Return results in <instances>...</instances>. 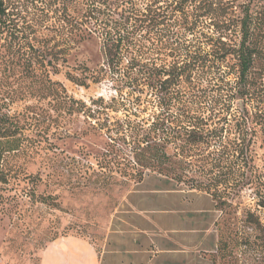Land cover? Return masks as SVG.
Instances as JSON below:
<instances>
[{"label": "trees", "instance_id": "16d2710c", "mask_svg": "<svg viewBox=\"0 0 264 264\" xmlns=\"http://www.w3.org/2000/svg\"><path fill=\"white\" fill-rule=\"evenodd\" d=\"M76 2L74 15L45 25L49 1L31 10L24 0H0V183L18 170L9 160L31 153L47 132L37 105L22 112L11 106L51 99L56 110L67 105V113L80 112L85 104L51 73L59 72L75 44L91 37L101 42L104 72L121 81V91L158 98L161 112L138 145L143 165L211 191L225 155L247 163L256 128L264 129V31H250L249 15L238 45L230 0ZM237 175L239 185L252 181L239 164Z\"/></svg>", "mask_w": 264, "mask_h": 264}, {"label": "rangeland", "instance_id": "374dc122", "mask_svg": "<svg viewBox=\"0 0 264 264\" xmlns=\"http://www.w3.org/2000/svg\"><path fill=\"white\" fill-rule=\"evenodd\" d=\"M47 1L45 25H59L65 13L75 14L76 0ZM24 2L31 10L41 4V0ZM230 2L234 42L239 45L242 40L241 21L246 15L251 17L250 31L257 26L264 31V0ZM104 68L101 42L88 38L74 45L57 74L51 73L70 97L85 104L80 112L67 113V105L56 110L48 104L51 99L11 106L12 112H22L27 105H37L47 132L31 153L9 160L18 170L8 183H0V264H39L44 247L62 235L86 237L101 247L110 233L131 232L133 225L142 224L143 215L132 211L129 193L148 187L179 192L180 204L155 200L151 203L155 209L186 210L175 215L187 219L190 214L192 224L206 229L215 221L217 244L214 251H201L204 264H264V129L256 128L247 163L224 156L213 190L178 184L171 175L143 165L138 146L161 112L158 98L128 87L121 91V81ZM238 164L248 177L252 174L248 184L237 183ZM200 194L206 196L205 204L198 202ZM203 207L216 211L192 212ZM157 223L156 235L172 233L169 220Z\"/></svg>", "mask_w": 264, "mask_h": 264}, {"label": "crops", "instance_id": "0c3cea01", "mask_svg": "<svg viewBox=\"0 0 264 264\" xmlns=\"http://www.w3.org/2000/svg\"><path fill=\"white\" fill-rule=\"evenodd\" d=\"M156 192L159 199L154 198ZM178 193L176 189L161 187L133 190L127 202L134 213L143 215L140 226L133 225L131 232L110 233L101 247L78 235L56 237L42 250L39 264H204L205 257L201 251H214L217 244L215 221L206 229L205 225L192 224L190 214L187 219L175 215L186 210H173L166 206L155 209L151 206L155 200L166 204L173 199L174 204H180ZM198 202L205 204L206 196L200 194ZM193 211L215 213L216 210L203 207ZM203 218L204 221L205 215ZM155 219L166 224L169 220L173 225L172 233L156 235L158 223Z\"/></svg>", "mask_w": 264, "mask_h": 264}]
</instances>
